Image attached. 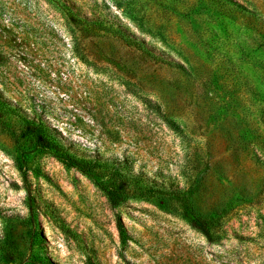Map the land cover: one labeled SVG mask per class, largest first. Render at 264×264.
<instances>
[{
  "label": "rangeland",
  "instance_id": "374dc122",
  "mask_svg": "<svg viewBox=\"0 0 264 264\" xmlns=\"http://www.w3.org/2000/svg\"><path fill=\"white\" fill-rule=\"evenodd\" d=\"M181 1L0 0V98L81 157L127 162L167 190L193 187L203 214L225 213L222 239L210 243L158 198L112 209L45 152L24 155V182L10 114L0 119V264H264V194L239 197L264 177V0Z\"/></svg>",
  "mask_w": 264,
  "mask_h": 264
},
{
  "label": "trees",
  "instance_id": "16d2710c",
  "mask_svg": "<svg viewBox=\"0 0 264 264\" xmlns=\"http://www.w3.org/2000/svg\"><path fill=\"white\" fill-rule=\"evenodd\" d=\"M173 4H180L184 1L169 0ZM230 1V0H229ZM232 2V1H231ZM99 32L113 34L123 41L127 46L135 48L151 59L167 64L171 68H176L186 76H190L191 69L184 64L172 62L155 55L153 51L146 48L144 44L120 30H114L102 22H87ZM13 114L20 118L21 129L19 140L21 142L22 158L16 159L17 168L20 171L24 182L27 180V169L25 156L31 151H41L50 154L62 163L66 168H74L87 176L94 185L103 192L112 209H117L125 204L129 199L151 200L158 198L161 200L160 206L170 213L179 215L195 230L200 232L210 243H215L222 239V235L217 231L222 230L225 213H220L219 209H212L209 213L203 214L195 203V189L191 187L185 193L180 190H167L164 187L145 181L142 177L133 174L127 162L119 161H99L77 155L70 147L61 142L54 134L53 130L42 122H37L25 117H19L14 108L0 98V119ZM255 189H250V186ZM134 191L132 192V190ZM139 190L140 195L134 192ZM256 191V194H254ZM264 194V177L259 181L253 180L243 187L240 198L248 201L256 200L259 195ZM172 202L175 204L172 207ZM28 217L25 225L31 228L37 226L36 209L30 202L27 204ZM117 229L123 242L127 240V233L120 217H117ZM86 264H94L88 260Z\"/></svg>",
  "mask_w": 264,
  "mask_h": 264
}]
</instances>
